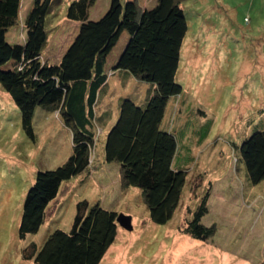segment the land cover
<instances>
[{
	"label": "rangeland",
	"instance_id": "374dc122",
	"mask_svg": "<svg viewBox=\"0 0 264 264\" xmlns=\"http://www.w3.org/2000/svg\"><path fill=\"white\" fill-rule=\"evenodd\" d=\"M73 1L54 0L51 6L43 64H58L79 34L81 23L66 17ZM133 1L141 11L158 2ZM178 1L188 24L178 74L186 105L181 112L180 104L172 110L170 103L162 130L176 137L174 166L188 170L173 218L165 225L151 220L142 190L125 187L120 165L106 163L110 129L95 121L92 167L63 183L39 233L21 240L28 191L39 172L66 164L73 155V135L59 112L37 107L30 136L19 108L0 85V264H35L24 259V249L32 243L41 248L58 230L70 233L78 204L84 201L90 208L100 205L118 216L132 217L133 231L118 225L117 239L100 264H264V181L251 184L235 148L255 132H264V0ZM110 5L111 0H97L89 20H100ZM23 14L7 37L11 45H25ZM129 39L124 32L108 56V70L118 62ZM120 77L113 78V92L102 94L106 95L95 108L97 117L111 113L119 118L122 98L131 96L142 103V94L146 96L151 88L137 79L115 85ZM206 192L209 213L202 224L215 225L217 233L203 242L183 231Z\"/></svg>",
	"mask_w": 264,
	"mask_h": 264
},
{
	"label": "trees",
	"instance_id": "16d2710c",
	"mask_svg": "<svg viewBox=\"0 0 264 264\" xmlns=\"http://www.w3.org/2000/svg\"><path fill=\"white\" fill-rule=\"evenodd\" d=\"M96 1L69 4L66 17L81 23L79 34L61 61L50 65L43 64L41 58L54 0H34L24 22L25 45L7 41L8 33L19 23L22 0H0V85L19 108L30 136L34 135L32 122L37 107L59 112L73 135V155L66 164L39 172L28 191L19 228L21 240L39 233L63 183L92 167L94 122L108 128L112 118L111 113L97 117L95 108L115 72L126 73L151 88L145 106L131 96L122 99L119 118L106 132V163L120 165L125 187L142 190L155 224H167L181 203L188 169L174 166L178 143L161 127L171 102L172 110L180 104L181 112L186 105L181 97L184 89L178 83L188 33L184 9L178 0H158L154 8L144 11L134 1L111 0L108 12L100 20L90 21L89 11ZM124 32L130 36L128 44L112 71L107 72L108 56ZM196 131L201 136V130ZM235 148L251 184L264 181V132H255ZM209 195L206 192L184 228L194 240L206 242L217 233L215 225L202 224L209 213ZM117 218L118 213L100 205L90 208L84 201L78 204L70 233L54 232L41 248L30 244L24 249V259L35 264H100L117 239Z\"/></svg>",
	"mask_w": 264,
	"mask_h": 264
},
{
	"label": "crops",
	"instance_id": "0c3cea01",
	"mask_svg": "<svg viewBox=\"0 0 264 264\" xmlns=\"http://www.w3.org/2000/svg\"><path fill=\"white\" fill-rule=\"evenodd\" d=\"M25 1H26V6L24 7V5H23V3L25 4ZM130 1H133V0H130ZM33 5H34V0H22V4H21V13H24L23 15H24V17L26 18L27 17V15H28V13L30 12V10L33 8ZM20 13V14H21ZM22 16V15H21ZM10 34V32L8 33V35ZM114 66V65H113ZM113 66H112V68L111 69H107V72H110V71H112V69H113ZM117 74H120L121 75V77L118 79V81L119 82H117L115 85H118V86H124L125 85V83H129L132 79H134V78H130L129 76H128V74H126V73H119V72H115L111 77H109V79L107 80V84L103 87L104 88V90L103 91H106V94L108 93V92H113L112 90H111V84L113 83V78H115L116 77V75ZM122 75H123V77H122ZM148 91H149V89H148ZM148 91H147V93H146V96H144V94H142V99H143V101H142V103H140V105L141 106H145L146 105V103H147V99H148ZM105 94V95H106ZM130 97V96H129ZM123 99V98H122ZM111 116H112V118H111V120H110V122H109V124H108V128L109 129H111L112 128V125H113V123H114V121H115V119H118V115H116L115 117L113 116V114H111ZM110 123H111V125H110ZM162 125H163V123H162ZM162 129H163V126L161 127Z\"/></svg>",
	"mask_w": 264,
	"mask_h": 264
},
{
	"label": "water",
	"instance_id": "95a60500",
	"mask_svg": "<svg viewBox=\"0 0 264 264\" xmlns=\"http://www.w3.org/2000/svg\"><path fill=\"white\" fill-rule=\"evenodd\" d=\"M117 223L120 227L127 231H133L132 217L126 215H119L117 218Z\"/></svg>",
	"mask_w": 264,
	"mask_h": 264
}]
</instances>
